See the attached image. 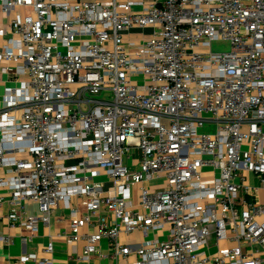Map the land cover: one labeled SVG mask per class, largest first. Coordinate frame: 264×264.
Segmentation results:
<instances>
[{
	"label": "built area",
	"instance_id": "2783aa9c",
	"mask_svg": "<svg viewBox=\"0 0 264 264\" xmlns=\"http://www.w3.org/2000/svg\"><path fill=\"white\" fill-rule=\"evenodd\" d=\"M0 5L10 17L0 35L18 39L3 58L17 65L25 95L21 117L8 108L1 123L11 131L0 139V169L11 173L0 186L17 207L12 226L36 235L75 194L88 214L73 211L71 241L105 209L113 219H98L85 251L106 238L115 264H263L254 246H264V0ZM146 28L142 42L132 38ZM216 41L230 49L213 50ZM207 124L216 132H199ZM133 148L137 171L123 163ZM100 171L111 194L94 180ZM160 177L165 186L152 189ZM26 202L41 214H26ZM138 232L144 243L121 242Z\"/></svg>",
	"mask_w": 264,
	"mask_h": 264
},
{
	"label": "crops",
	"instance_id": "0c3cea01",
	"mask_svg": "<svg viewBox=\"0 0 264 264\" xmlns=\"http://www.w3.org/2000/svg\"><path fill=\"white\" fill-rule=\"evenodd\" d=\"M23 11L22 8H18ZM8 17L2 10L0 5V28L7 26ZM143 31V30H142ZM141 30H135L136 33H141ZM145 38L140 36L137 42H142ZM14 41H18L10 32L7 35H0V139L8 137L11 131H7L1 127L2 114L10 110V118H19L22 115L24 106V97L22 91L24 88V79L17 71V65L3 58V53L6 48L14 47ZM16 48V47H15ZM15 48H13L15 50ZM20 144H23L20 141ZM133 154V155H130ZM21 156V154H18ZM128 157L125 159V156ZM123 157V163L131 170L139 169V161L141 158V150L133 148L131 153ZM26 156V155H24ZM9 170L0 169V177H10ZM98 178V180H97ZM252 180H256L254 176H250ZM96 182H103L105 185V195L111 194L113 189V181L105 171H100L95 177ZM153 181H156L155 183ZM149 182L152 189H161L165 186V179L155 178ZM136 187V186H135ZM137 191V190H136ZM0 264H38V260L48 258L51 260L48 264H86L78 259L82 255H87L91 264H115L116 261L110 257L113 247L108 239H103L97 244V251L87 253L85 251L86 241L85 235L97 234L99 231L98 219L101 217L108 223L112 221L113 216L105 209L96 217H93L90 224L85 225L78 232L81 238L78 242L71 241L72 237L77 233L72 229V213L77 211L80 217H85L88 214L85 206V196L71 195L68 204H62L54 210L50 215L49 223L41 225L39 232L36 235H31L20 225L12 226L8 220V215L11 210L16 209L10 203L11 192L8 188L0 186ZM258 199L264 201V189H260ZM135 207L141 211L138 205L137 197L134 199ZM26 214L39 215L41 214L39 205L34 202L24 203ZM18 214L21 211L18 210ZM158 233H153L152 237H157ZM7 238L9 241H5ZM151 238V236L149 237ZM122 243L129 245H138L144 243L147 238L142 233L138 232L133 235L122 234L120 237ZM53 243V250L49 253L45 252V248ZM264 250V246H254V250ZM26 256L32 257L31 260L24 262L22 259ZM36 258H35V257ZM34 257V258H33ZM264 264V262H263Z\"/></svg>",
	"mask_w": 264,
	"mask_h": 264
},
{
	"label": "rangeland",
	"instance_id": "374dc122",
	"mask_svg": "<svg viewBox=\"0 0 264 264\" xmlns=\"http://www.w3.org/2000/svg\"><path fill=\"white\" fill-rule=\"evenodd\" d=\"M135 30H137V29H134L133 31H135ZM138 30L142 31V29H138ZM132 33H136V32H132ZM151 33H152V28H146L141 33L133 34L134 36H132V38H135L138 35L139 36H141V35L148 36ZM212 48L215 51H227L230 49L229 45H227L224 42H220V41L214 42L212 45ZM199 132H201V133H215L216 132V126L214 124H207L203 129H200ZM130 155H133V154H130ZM127 157H128V155L125 156V159ZM97 180H98V178H97ZM153 182L155 183L156 181H153ZM151 237H152V235H151Z\"/></svg>",
	"mask_w": 264,
	"mask_h": 264
}]
</instances>
